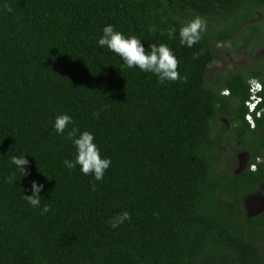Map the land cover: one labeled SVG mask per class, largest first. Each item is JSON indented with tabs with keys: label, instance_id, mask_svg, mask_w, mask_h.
<instances>
[{
	"label": "trees",
	"instance_id": "obj_1",
	"mask_svg": "<svg viewBox=\"0 0 264 264\" xmlns=\"http://www.w3.org/2000/svg\"><path fill=\"white\" fill-rule=\"evenodd\" d=\"M5 3L13 10L0 7V264H264V209L247 215L241 205L249 193L264 195V112L255 128L244 118L251 77L264 107V66L207 71L232 50L225 45L264 37V0ZM195 15L207 29L192 48L148 30L179 29ZM109 24L146 49L166 43L187 82L160 84L124 67L97 43ZM60 113L111 160L103 180L64 166L75 150L54 130ZM223 115L239 125L234 139L251 159H263L256 171L236 174L221 162L213 133ZM13 155H25L27 176ZM32 181L43 185L39 208L23 197ZM123 211L130 221L110 228Z\"/></svg>",
	"mask_w": 264,
	"mask_h": 264
},
{
	"label": "clouds",
	"instance_id": "obj_2",
	"mask_svg": "<svg viewBox=\"0 0 264 264\" xmlns=\"http://www.w3.org/2000/svg\"><path fill=\"white\" fill-rule=\"evenodd\" d=\"M0 7H3V9L7 12H11L13 10L7 3ZM206 29L207 21L200 15H195L190 20L182 23L179 26V29L175 26H169L166 29H159L153 25L148 30L153 34L159 32L161 36L166 35L170 40H174L178 36L179 44L181 46L192 48L201 41L202 34L206 31ZM141 41L142 40L135 35L126 36L122 32L115 30V28L109 24L103 27L102 35L99 36L97 43L99 47H106L108 50L119 56L124 62V67L128 69L138 68L141 72L151 73L156 76L157 81L160 84H164L165 82H187V74L181 76L178 71L179 61L174 55L172 49L166 43H151L146 49ZM252 80L255 79H250L248 81L249 87ZM258 83L260 84V82ZM261 91L262 86L260 84L259 89L254 94L249 92V97L246 103L253 101L255 97L258 98L254 103L252 111L248 112L249 115L257 107H259L262 100L259 95ZM224 93H227V91ZM262 111L263 109L259 108L257 117L260 116ZM92 115L95 118L99 117L100 113L99 111H96L93 112ZM53 127L57 134H66L65 139L71 141L75 150L72 159H65L63 161L64 166L67 169H76L77 166H79L81 173L85 176L91 175L95 181L103 180L106 170L111 165V160L101 156L100 149L94 142L95 138L93 133L76 127L73 124L72 117L63 113L55 116ZM10 162L22 173V176L28 175L27 169L29 161L25 158V155H13L10 157ZM255 170V167H253V171ZM8 182H15L14 174L8 177ZM30 186L31 195H23V197L30 206L39 208L42 201L39 193L43 190V185L38 184L36 181H32ZM91 187L92 190L95 191V184ZM49 211L50 206L45 203L41 208V214H46ZM130 219V213L123 211L111 217L107 223L110 228L114 229L119 227L125 221H130Z\"/></svg>",
	"mask_w": 264,
	"mask_h": 264
},
{
	"label": "flooded vegetation",
	"instance_id": "obj_3",
	"mask_svg": "<svg viewBox=\"0 0 264 264\" xmlns=\"http://www.w3.org/2000/svg\"><path fill=\"white\" fill-rule=\"evenodd\" d=\"M257 21L258 20H256L255 22ZM242 27L244 26H241L240 28ZM245 32L247 31L243 29L242 33H245ZM236 34L238 35L241 34L239 32V29L236 32ZM259 40H262V41L259 42ZM244 41L246 42L245 47L240 45V41H236L234 43L229 44L228 46L232 48V50H226L224 52L225 57L224 58L217 57L216 62L223 63L225 61L233 60L232 55H234L237 50H241L242 53L247 55V58L245 59V62H243L242 64H239L237 66L233 65L234 68H232L231 71H238L239 69H245L246 71H249L251 69H257L259 67H263L264 66V37H260V36L254 37L252 35V36H248L247 38H245ZM213 71L214 69L212 70V72ZM220 71L223 72L222 70ZM228 72H223V73L227 74ZM250 79L257 80L254 77L249 78V80ZM246 101H245V106H246ZM259 108L263 109L262 113L264 112V107L259 106L250 114L252 125L250 124V122H248L247 118L244 117L247 123L250 125V128H255L254 119L258 118L257 112ZM232 114H234V111H232ZM246 114H248V109H247ZM218 121H219L218 123H221L224 127L222 129V127H217L216 125V130L213 133V137L216 140L215 143H216L217 148L222 151L221 162L223 161L225 162L229 160L225 163V166L227 168H231V169L233 168V173H236V174H239L245 171L246 169L253 171V167H255V169L257 170L258 164L262 163L263 159L260 156H257L255 160L253 159L254 160L253 162V160L251 159V151L245 148H242L241 141L234 139V136H236L235 130L237 126L239 125L237 123H232L224 115L219 116ZM263 142H264V137H263ZM262 152L264 153V144L262 147ZM241 205L242 207H244V210L246 211L247 215L260 213L264 209V195L260 193L259 191L249 193L248 195L242 197Z\"/></svg>",
	"mask_w": 264,
	"mask_h": 264
},
{
	"label": "rangeland",
	"instance_id": "obj_4",
	"mask_svg": "<svg viewBox=\"0 0 264 264\" xmlns=\"http://www.w3.org/2000/svg\"><path fill=\"white\" fill-rule=\"evenodd\" d=\"M217 24V23H215ZM229 44L225 45L224 47H227ZM233 60L225 61L223 63L216 62L212 67H208V75H212V70L218 68L219 70H222L223 72L231 71L232 68H234L233 65L237 66L239 64H242L245 62V59L247 58V55L242 53L241 50H237L234 55H232ZM231 172H233V168H229ZM249 204V203H248Z\"/></svg>",
	"mask_w": 264,
	"mask_h": 264
},
{
	"label": "built area",
	"instance_id": "obj_5",
	"mask_svg": "<svg viewBox=\"0 0 264 264\" xmlns=\"http://www.w3.org/2000/svg\"><path fill=\"white\" fill-rule=\"evenodd\" d=\"M260 87V84L255 81V80H252L251 83H250V87H249V92L251 94H254ZM257 97H255V99L253 101H249L247 102V107H248V112L252 111L253 107H254V103L257 101ZM246 118L248 120V122H250V124L252 125V121H251V118H250V115L247 114L246 115Z\"/></svg>",
	"mask_w": 264,
	"mask_h": 264
}]
</instances>
